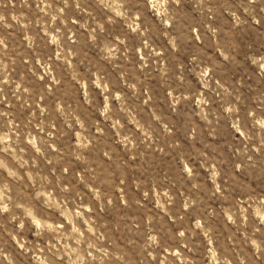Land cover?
<instances>
[{
  "label": "rangeland",
  "instance_id": "1",
  "mask_svg": "<svg viewBox=\"0 0 264 264\" xmlns=\"http://www.w3.org/2000/svg\"><path fill=\"white\" fill-rule=\"evenodd\" d=\"M0 264H264V0H0Z\"/></svg>",
  "mask_w": 264,
  "mask_h": 264
}]
</instances>
